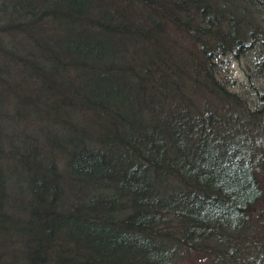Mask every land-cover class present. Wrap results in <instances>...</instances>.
<instances>
[{
	"label": "trees",
	"instance_id": "1",
	"mask_svg": "<svg viewBox=\"0 0 264 264\" xmlns=\"http://www.w3.org/2000/svg\"><path fill=\"white\" fill-rule=\"evenodd\" d=\"M262 173L264 0H0V264H264Z\"/></svg>",
	"mask_w": 264,
	"mask_h": 264
},
{
	"label": "rangeland",
	"instance_id": "2",
	"mask_svg": "<svg viewBox=\"0 0 264 264\" xmlns=\"http://www.w3.org/2000/svg\"><path fill=\"white\" fill-rule=\"evenodd\" d=\"M226 61V67L223 68L224 75L228 76L230 79L235 80L242 89L248 91L252 83L258 84L260 78L258 76H247L245 70L246 62L244 60H238L232 55L226 56L223 58ZM222 62L220 61V64ZM260 180L262 182L264 190V173L260 175ZM257 211H264V198L257 206ZM177 264H218L213 259L207 255H203L197 252H184L180 256Z\"/></svg>",
	"mask_w": 264,
	"mask_h": 264
}]
</instances>
